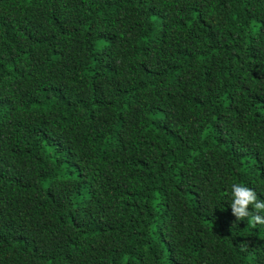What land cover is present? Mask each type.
Instances as JSON below:
<instances>
[{"label":"trees","instance_id":"obj_1","mask_svg":"<svg viewBox=\"0 0 264 264\" xmlns=\"http://www.w3.org/2000/svg\"><path fill=\"white\" fill-rule=\"evenodd\" d=\"M237 181L264 0H0V264H264Z\"/></svg>","mask_w":264,"mask_h":264},{"label":"clouds","instance_id":"obj_2","mask_svg":"<svg viewBox=\"0 0 264 264\" xmlns=\"http://www.w3.org/2000/svg\"><path fill=\"white\" fill-rule=\"evenodd\" d=\"M227 194L228 205L236 220L248 218L249 224L264 225V199L258 198L251 187L243 182H233Z\"/></svg>","mask_w":264,"mask_h":264}]
</instances>
